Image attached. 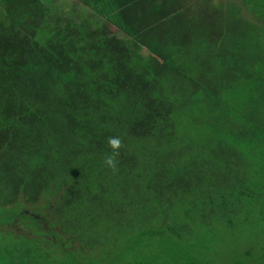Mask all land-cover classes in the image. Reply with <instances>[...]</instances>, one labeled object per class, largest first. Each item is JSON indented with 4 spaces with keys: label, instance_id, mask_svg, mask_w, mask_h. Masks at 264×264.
I'll use <instances>...</instances> for the list:
<instances>
[{
    "label": "trees",
    "instance_id": "16d2710c",
    "mask_svg": "<svg viewBox=\"0 0 264 264\" xmlns=\"http://www.w3.org/2000/svg\"><path fill=\"white\" fill-rule=\"evenodd\" d=\"M214 1L0 0V264H264V0Z\"/></svg>",
    "mask_w": 264,
    "mask_h": 264
},
{
    "label": "rangeland",
    "instance_id": "374dc122",
    "mask_svg": "<svg viewBox=\"0 0 264 264\" xmlns=\"http://www.w3.org/2000/svg\"><path fill=\"white\" fill-rule=\"evenodd\" d=\"M47 1L52 2V4L50 3L48 4L49 8H51V6L54 5L55 8L58 9L57 12L59 13V15H63V16L69 15L68 18L73 19V20H76L77 15L81 17L84 15L86 18L94 17L95 13L97 12V8L99 7V4H94L93 0H90L89 2L90 4H87L82 0H47ZM204 1H207V0H177L176 2L177 4H175L174 7H178V9H182V10H184V8L185 10H187L188 7H191L189 8L188 12H189V16L192 17L190 12H193L197 9L195 8L194 10H192V7L196 5L195 3L201 4V2L203 3ZM231 1H234V0H231ZM235 1L238 2L237 0ZM214 2L218 3L219 0H216ZM240 9L244 16L249 15L245 7H243V5L240 7ZM50 10L53 12H56L53 8H51ZM112 17L113 16L111 14L108 15V18L110 19L111 22L107 25V30L111 33L121 36L120 33L122 32L118 29L117 25L114 23L116 22V20H114V18ZM140 56L144 58H149V57L153 59L157 58L156 56H153L152 54H150V52L145 47H142V46L140 47ZM219 94H222V92L220 91ZM207 107H210V104L207 105ZM238 115H242V113L238 112ZM241 126L242 125H240V127ZM68 237L70 240L72 239L70 236ZM198 241H199L200 248L197 250H199V257H201V239H199ZM214 241H215V245L220 246L219 241L215 240V237H214ZM74 244L77 245L78 243L75 242ZM245 246H246V242H245ZM214 247L216 248V246ZM181 250H187L186 244L184 247H182ZM135 252H136V255H138V258H136L137 259L136 263L141 262V261H147V259L153 256L155 257V259L153 260L156 261L157 264H169V263L170 264H180V263L186 264V262H184L183 260L179 262L180 260L179 247H177L171 240H169V242H164V241L147 242L146 246L141 247L140 251H135ZM193 253L197 255L196 251H194Z\"/></svg>",
    "mask_w": 264,
    "mask_h": 264
},
{
    "label": "clouds",
    "instance_id": "9594fccd",
    "mask_svg": "<svg viewBox=\"0 0 264 264\" xmlns=\"http://www.w3.org/2000/svg\"><path fill=\"white\" fill-rule=\"evenodd\" d=\"M107 145L110 149L109 152H106L103 156V164L108 168L115 170L116 168V157L118 151L121 147V139L119 136H109L107 137Z\"/></svg>",
    "mask_w": 264,
    "mask_h": 264
}]
</instances>
